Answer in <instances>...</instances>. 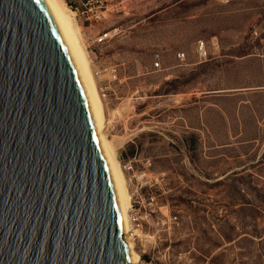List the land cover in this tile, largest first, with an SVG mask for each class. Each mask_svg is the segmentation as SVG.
Listing matches in <instances>:
<instances>
[{
    "label": "rangeland",
    "instance_id": "rangeland-1",
    "mask_svg": "<svg viewBox=\"0 0 264 264\" xmlns=\"http://www.w3.org/2000/svg\"><path fill=\"white\" fill-rule=\"evenodd\" d=\"M61 2L90 58L104 133L121 167L146 174L140 184L122 167L139 264H264V0H112L102 22L86 12L105 0Z\"/></svg>",
    "mask_w": 264,
    "mask_h": 264
},
{
    "label": "water",
    "instance_id": "water-1",
    "mask_svg": "<svg viewBox=\"0 0 264 264\" xmlns=\"http://www.w3.org/2000/svg\"><path fill=\"white\" fill-rule=\"evenodd\" d=\"M126 231L47 0H0V264H130Z\"/></svg>",
    "mask_w": 264,
    "mask_h": 264
},
{
    "label": "bare ground",
    "instance_id": "bare-ground-1",
    "mask_svg": "<svg viewBox=\"0 0 264 264\" xmlns=\"http://www.w3.org/2000/svg\"><path fill=\"white\" fill-rule=\"evenodd\" d=\"M47 2L83 86L98 140L109 167L115 196L127 228V231L123 232L122 236L129 251L130 264H139L140 257L133 248L132 237L139 235L140 232L132 222L133 219L130 212L132 207L131 196L126 185L122 167L117 159V152L110 139L105 135L106 133H104V129L110 123V120L108 121L105 117L99 89L91 69L89 55L84 49L79 29L74 23L73 12L61 0H47Z\"/></svg>",
    "mask_w": 264,
    "mask_h": 264
},
{
    "label": "built area",
    "instance_id": "built-area-1",
    "mask_svg": "<svg viewBox=\"0 0 264 264\" xmlns=\"http://www.w3.org/2000/svg\"><path fill=\"white\" fill-rule=\"evenodd\" d=\"M106 1V6L103 9L100 10H96L93 8H88V11L90 12V17L89 19L94 20L95 22H102L106 19H108L109 15L113 12L114 7L112 5H110V2H112V0H105ZM111 33L109 31H105L102 34L99 35V37L96 39V43H103L105 41H107L109 38H111ZM196 52L200 57H204L206 56L207 52H206V48H205V44L202 41H199L196 44ZM176 57L178 60H183L185 58V54L183 52L181 53H177ZM160 64H159V59H158V55H155V62H154V68H159ZM106 73L109 75L110 80H116V70L115 68H110V69H106ZM101 72L100 71H95V75L96 77L99 76ZM106 90V86L104 85L103 87H101L100 91L101 93H104V91ZM123 169L125 170V172H129L132 174L133 178L140 182V184L142 183V181L145 178V173L144 172H135L133 170V165H131L130 162H127L125 164H123ZM131 214H132V222L136 225H138V216L137 214L132 210L131 207Z\"/></svg>",
    "mask_w": 264,
    "mask_h": 264
}]
</instances>
